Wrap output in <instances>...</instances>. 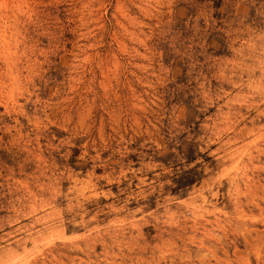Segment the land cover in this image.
Returning a JSON list of instances; mask_svg holds the SVG:
<instances>
[{
    "label": "rangeland",
    "instance_id": "rangeland-1",
    "mask_svg": "<svg viewBox=\"0 0 264 264\" xmlns=\"http://www.w3.org/2000/svg\"><path fill=\"white\" fill-rule=\"evenodd\" d=\"M0 264H264V0H0Z\"/></svg>",
    "mask_w": 264,
    "mask_h": 264
}]
</instances>
